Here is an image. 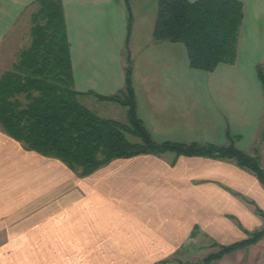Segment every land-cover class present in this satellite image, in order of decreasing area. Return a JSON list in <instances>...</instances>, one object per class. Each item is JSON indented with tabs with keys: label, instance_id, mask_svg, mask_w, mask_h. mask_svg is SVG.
<instances>
[{
	"label": "crops",
	"instance_id": "obj_1",
	"mask_svg": "<svg viewBox=\"0 0 264 264\" xmlns=\"http://www.w3.org/2000/svg\"><path fill=\"white\" fill-rule=\"evenodd\" d=\"M159 1L62 0L74 88L120 92L128 52L154 139L233 141L264 170V0H240L236 59L210 71L190 65L183 42L153 39ZM35 3L0 0V50ZM94 93L80 100L127 120ZM263 228L264 181L234 158L143 152L79 175L0 126V264H264V235L204 260Z\"/></svg>",
	"mask_w": 264,
	"mask_h": 264
},
{
	"label": "trees",
	"instance_id": "obj_2",
	"mask_svg": "<svg viewBox=\"0 0 264 264\" xmlns=\"http://www.w3.org/2000/svg\"><path fill=\"white\" fill-rule=\"evenodd\" d=\"M36 4L30 44L0 75V126L8 134L27 148L59 158L79 175H87L114 158L171 150L177 154L234 158L264 181L258 159L233 141L215 145L154 139L138 115L128 52L123 90L111 95L76 90L63 2L36 0ZM242 17L240 0H160L153 39L183 42L190 65L210 71L221 62L235 61ZM130 20L129 17V24ZM259 76L264 85L263 69ZM91 93L126 106L127 120L103 117L91 110L80 100L82 95ZM128 135L139 139L132 140ZM262 235L264 228L223 245L204 260L221 257Z\"/></svg>",
	"mask_w": 264,
	"mask_h": 264
},
{
	"label": "rangeland",
	"instance_id": "obj_3",
	"mask_svg": "<svg viewBox=\"0 0 264 264\" xmlns=\"http://www.w3.org/2000/svg\"><path fill=\"white\" fill-rule=\"evenodd\" d=\"M37 9V4H33L25 10L24 14L18 21L17 26L12 31L10 38L4 44L0 52V75L6 69L12 67V64L19 58L21 49L27 47L31 42V26L33 24V12ZM10 39V42H9ZM124 116L117 112V116ZM121 118V117H120ZM127 119L126 117H124ZM132 140L139 139L135 135H128Z\"/></svg>",
	"mask_w": 264,
	"mask_h": 264
}]
</instances>
